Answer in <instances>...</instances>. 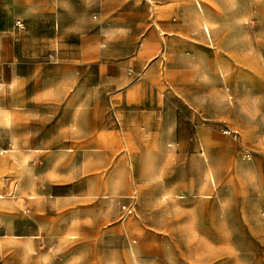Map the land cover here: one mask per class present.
<instances>
[{
  "label": "rangeland",
  "instance_id": "rangeland-1",
  "mask_svg": "<svg viewBox=\"0 0 264 264\" xmlns=\"http://www.w3.org/2000/svg\"><path fill=\"white\" fill-rule=\"evenodd\" d=\"M0 264H264V0H0Z\"/></svg>",
  "mask_w": 264,
  "mask_h": 264
},
{
  "label": "built area",
  "instance_id": "built-area-1",
  "mask_svg": "<svg viewBox=\"0 0 264 264\" xmlns=\"http://www.w3.org/2000/svg\"><path fill=\"white\" fill-rule=\"evenodd\" d=\"M125 208V211L129 214L132 212V208L131 207H127V206H124Z\"/></svg>",
  "mask_w": 264,
  "mask_h": 264
},
{
  "label": "bare ground",
  "instance_id": "bare-ground-1",
  "mask_svg": "<svg viewBox=\"0 0 264 264\" xmlns=\"http://www.w3.org/2000/svg\"><path fill=\"white\" fill-rule=\"evenodd\" d=\"M199 4V3H198ZM200 6V5H199Z\"/></svg>",
  "mask_w": 264,
  "mask_h": 264
}]
</instances>
